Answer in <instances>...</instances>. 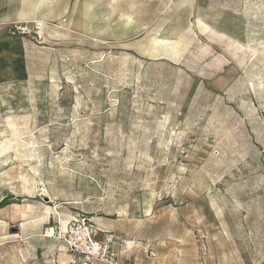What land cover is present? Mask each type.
<instances>
[{
	"label": "rangeland",
	"instance_id": "rangeland-1",
	"mask_svg": "<svg viewBox=\"0 0 264 264\" xmlns=\"http://www.w3.org/2000/svg\"><path fill=\"white\" fill-rule=\"evenodd\" d=\"M200 14L238 41L178 25L148 60L116 32L0 23L4 61L27 41L0 81V264L68 263L81 213L128 264H264V0Z\"/></svg>",
	"mask_w": 264,
	"mask_h": 264
},
{
	"label": "crops",
	"instance_id": "crops-1",
	"mask_svg": "<svg viewBox=\"0 0 264 264\" xmlns=\"http://www.w3.org/2000/svg\"><path fill=\"white\" fill-rule=\"evenodd\" d=\"M207 3L208 0H165L161 6L160 0H150L146 5L135 1L134 7L128 8L127 0H0V23L47 24L62 20L68 21L71 29L79 33L116 32L122 44L127 43L128 38L134 37L135 42L131 46L135 47L136 54L142 59L149 60L153 49L160 46V42H167V38L162 36L178 25L181 31L192 30L193 26L194 29L203 26L207 35L215 38V41L212 40L213 44L221 47L225 38L238 41V38H233L232 34L224 29L223 20L211 24L207 17L201 16L200 13ZM98 8L102 9V12L97 10ZM99 25H103V28H98ZM6 39L17 40L12 37ZM20 41L24 53L17 55L14 63L11 59L6 62L0 57V81L17 78L15 72L22 74L25 65L27 70V41L25 38H21ZM8 62H11L9 63L12 65L11 68L8 67L9 64L5 65ZM10 69L11 76L8 73ZM195 73L204 79H213L207 68ZM95 225L102 230L111 231L106 225L97 223Z\"/></svg>",
	"mask_w": 264,
	"mask_h": 264
},
{
	"label": "built area",
	"instance_id": "built-area-1",
	"mask_svg": "<svg viewBox=\"0 0 264 264\" xmlns=\"http://www.w3.org/2000/svg\"><path fill=\"white\" fill-rule=\"evenodd\" d=\"M64 238L69 256L66 264H128L118 255L117 235L98 228L85 213L68 224Z\"/></svg>",
	"mask_w": 264,
	"mask_h": 264
}]
</instances>
